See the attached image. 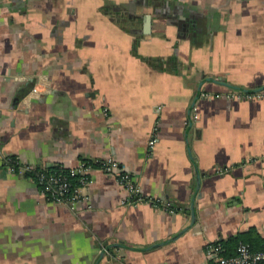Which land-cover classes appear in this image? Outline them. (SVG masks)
I'll list each match as a JSON object with an SVG mask.
<instances>
[{"label": "crops", "instance_id": "crops-1", "mask_svg": "<svg viewBox=\"0 0 264 264\" xmlns=\"http://www.w3.org/2000/svg\"><path fill=\"white\" fill-rule=\"evenodd\" d=\"M262 87L264 0H0V264H218L210 244L264 239V98L214 97ZM12 156L115 158L174 212L100 169L52 203Z\"/></svg>", "mask_w": 264, "mask_h": 264}, {"label": "built area", "instance_id": "built-area-1", "mask_svg": "<svg viewBox=\"0 0 264 264\" xmlns=\"http://www.w3.org/2000/svg\"><path fill=\"white\" fill-rule=\"evenodd\" d=\"M237 93L238 92H232L227 95L217 94L214 97L218 99L243 96H246L249 99L264 98V91L248 93V95H237ZM31 94L35 95L36 89H33ZM155 143V139L149 140L151 148L154 147ZM19 166V171H17L13 165H9L8 168L11 172L24 174L28 179L35 182L50 202L59 205H66L71 209H74L80 200V187L86 185L90 181V173L95 169H100L106 174L114 177L120 186L129 193V201L144 202L156 206L162 205L170 210V212H174L170 202L164 199H154L142 195L133 174L115 158L104 160H81L77 166L67 169V173L64 172L65 168L62 166L58 167L61 169L60 171L47 166L39 167V170L37 169V166L34 165H21L19 163ZM73 178H78V186L74 187ZM207 256L217 261L218 264H261L264 263V248L259 251H253L249 245L242 243L237 248L236 255L225 256L222 244L215 243L208 246Z\"/></svg>", "mask_w": 264, "mask_h": 264}, {"label": "trees", "instance_id": "trees-1", "mask_svg": "<svg viewBox=\"0 0 264 264\" xmlns=\"http://www.w3.org/2000/svg\"><path fill=\"white\" fill-rule=\"evenodd\" d=\"M6 164L7 166L9 165H13L15 166V168L17 169V171H19V163L16 159V157L12 156V157H8L6 159ZM59 166L53 167V169H57V170H61L58 168ZM37 169L39 170V166H37ZM67 169H64V172L67 173ZM74 181V187L79 185V181L78 178H73ZM222 244L223 248H224V255L225 256H234L237 254V248L239 247L240 244L244 243L250 246V248L253 251H259L261 249L264 248V239H262L261 237H258V235H254V234H246L245 235V239H243V237L238 240L237 238H230L228 242L224 243V242H217ZM228 248V250H227ZM228 252V254H227ZM264 264V263H261Z\"/></svg>", "mask_w": 264, "mask_h": 264}, {"label": "water", "instance_id": "water-1", "mask_svg": "<svg viewBox=\"0 0 264 264\" xmlns=\"http://www.w3.org/2000/svg\"><path fill=\"white\" fill-rule=\"evenodd\" d=\"M232 88H236V87H232ZM261 90H264V87L260 88V89H253V90H250L251 92H257V91H261ZM192 223H194V220H195V213L193 212L192 213Z\"/></svg>", "mask_w": 264, "mask_h": 264}]
</instances>
